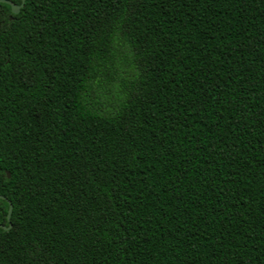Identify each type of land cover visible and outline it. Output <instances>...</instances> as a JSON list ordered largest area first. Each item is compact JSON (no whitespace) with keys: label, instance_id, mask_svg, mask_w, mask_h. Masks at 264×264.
I'll list each match as a JSON object with an SVG mask.
<instances>
[{"label":"trees","instance_id":"16d2710c","mask_svg":"<svg viewBox=\"0 0 264 264\" xmlns=\"http://www.w3.org/2000/svg\"><path fill=\"white\" fill-rule=\"evenodd\" d=\"M0 195V264H264V0L0 2Z\"/></svg>","mask_w":264,"mask_h":264},{"label":"water","instance_id":"95a60500","mask_svg":"<svg viewBox=\"0 0 264 264\" xmlns=\"http://www.w3.org/2000/svg\"><path fill=\"white\" fill-rule=\"evenodd\" d=\"M0 2L10 4L12 13L17 14L20 11L21 7L24 5L25 0H22L21 4L13 3L10 0H0ZM10 18H12V16ZM7 174H8V176H10V172H7ZM0 198H5V196L0 195ZM11 212H12V205L10 204L9 211H8V219L9 220L11 218ZM11 226H12L11 223L9 224V226H6L5 224H0V227H2V228H10Z\"/></svg>","mask_w":264,"mask_h":264}]
</instances>
